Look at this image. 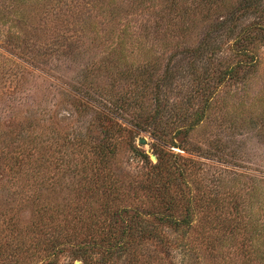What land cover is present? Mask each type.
<instances>
[{"label":"rangeland","instance_id":"1","mask_svg":"<svg viewBox=\"0 0 264 264\" xmlns=\"http://www.w3.org/2000/svg\"><path fill=\"white\" fill-rule=\"evenodd\" d=\"M24 1L31 11L0 0V225L64 200L108 135L110 170L148 207L136 151L152 164L161 151L199 159L162 144L173 126L192 127L191 143L237 171L230 188L253 184L264 197V0L261 17L245 0ZM70 243L60 262L81 264ZM140 252L141 264L182 260L175 247Z\"/></svg>","mask_w":264,"mask_h":264},{"label":"trees","instance_id":"2","mask_svg":"<svg viewBox=\"0 0 264 264\" xmlns=\"http://www.w3.org/2000/svg\"><path fill=\"white\" fill-rule=\"evenodd\" d=\"M244 2V13L258 12L261 17L263 0ZM32 7L23 0V9H18L23 13ZM207 50L209 46L203 51ZM191 129L170 127L162 132V144L169 140L174 148L209 163L161 151L152 164L144 151H136L146 165L142 187L154 200L146 208L129 197L110 170L109 135L94 144L90 176L75 175L64 200L45 198L36 203L27 223L12 217L1 222L0 264H66L60 257L65 253L61 243L67 240L81 264H141L143 246L166 256L175 247L182 256L180 264H201V253L212 264H264V240L257 248L253 242L259 236L264 239L260 187L230 188L238 182L237 171L215 165L214 155L189 141ZM47 234L53 235L52 240L43 241Z\"/></svg>","mask_w":264,"mask_h":264},{"label":"water","instance_id":"3","mask_svg":"<svg viewBox=\"0 0 264 264\" xmlns=\"http://www.w3.org/2000/svg\"><path fill=\"white\" fill-rule=\"evenodd\" d=\"M140 143H141V144H144V140L142 139V140L140 141ZM76 264H78V263H76Z\"/></svg>","mask_w":264,"mask_h":264}]
</instances>
